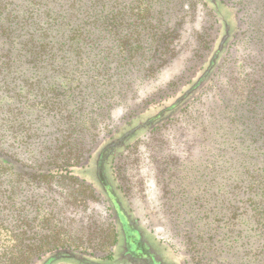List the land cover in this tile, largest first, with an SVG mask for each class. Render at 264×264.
<instances>
[{"label": "rangeland", "instance_id": "obj_1", "mask_svg": "<svg viewBox=\"0 0 264 264\" xmlns=\"http://www.w3.org/2000/svg\"><path fill=\"white\" fill-rule=\"evenodd\" d=\"M101 2L0 90V248L119 264L107 186L163 264H264V0Z\"/></svg>", "mask_w": 264, "mask_h": 264}, {"label": "trees", "instance_id": "obj_2", "mask_svg": "<svg viewBox=\"0 0 264 264\" xmlns=\"http://www.w3.org/2000/svg\"><path fill=\"white\" fill-rule=\"evenodd\" d=\"M102 0H0V90L5 96H15L11 90L13 70L21 68L28 53L39 52L48 45L45 42L52 32H58L71 26L74 10L78 7L85 13L98 5L99 13L104 12ZM217 12V9L215 8ZM37 61V60H35ZM203 75L199 79L203 80ZM196 83V85L200 82ZM16 95L22 96V86ZM13 93V94H10ZM175 105V104H174ZM172 106V108L174 107ZM170 108V107H169ZM141 128V127H138ZM138 129L135 128V131ZM135 133V132H134ZM133 133V134H134ZM0 174L5 173L6 165L1 161ZM249 200L257 221H264V174L249 179ZM22 239H18V246H22ZM7 255V253H6ZM5 250L0 248V264H23L21 256L8 258ZM84 264L87 260L79 258Z\"/></svg>", "mask_w": 264, "mask_h": 264}, {"label": "flooded vegetation", "instance_id": "obj_3", "mask_svg": "<svg viewBox=\"0 0 264 264\" xmlns=\"http://www.w3.org/2000/svg\"><path fill=\"white\" fill-rule=\"evenodd\" d=\"M103 192L114 231L113 251L105 261L115 259L119 264H163L156 245L137 221L124 210L107 186L103 187Z\"/></svg>", "mask_w": 264, "mask_h": 264}]
</instances>
